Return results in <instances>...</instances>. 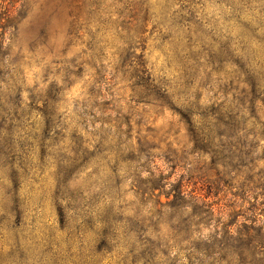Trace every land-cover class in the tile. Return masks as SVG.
I'll list each match as a JSON object with an SVG mask.
<instances>
[{"label":"rangeland","instance_id":"1","mask_svg":"<svg viewBox=\"0 0 264 264\" xmlns=\"http://www.w3.org/2000/svg\"><path fill=\"white\" fill-rule=\"evenodd\" d=\"M185 6L0 0V264H264V104L187 75Z\"/></svg>","mask_w":264,"mask_h":264},{"label":"trees","instance_id":"2","mask_svg":"<svg viewBox=\"0 0 264 264\" xmlns=\"http://www.w3.org/2000/svg\"><path fill=\"white\" fill-rule=\"evenodd\" d=\"M178 1L189 5L185 6L186 14L189 15L185 22L189 34L194 36L192 39L188 35L185 43L179 37L178 47L174 46L177 59L183 61L185 70L189 68L191 72L187 75L196 79L203 73L214 76L219 83H222L223 75L227 76L230 82L223 89V96L234 92L238 105L253 110L256 117L257 102L260 100L264 104V86L260 81L264 66L258 62L264 58V52L259 54L261 49L264 51V0H243L238 3L215 0L221 7L220 14L214 18L205 17L206 5L203 3L198 4L194 0ZM199 13L204 20L197 17ZM133 74L138 76L139 71ZM233 80H236V86ZM241 83L244 86L240 88L238 86ZM184 197L186 195L180 186L177 199ZM13 212L18 213L16 209ZM60 212L65 217L64 210ZM9 215L11 212L3 217L4 221H9Z\"/></svg>","mask_w":264,"mask_h":264}]
</instances>
